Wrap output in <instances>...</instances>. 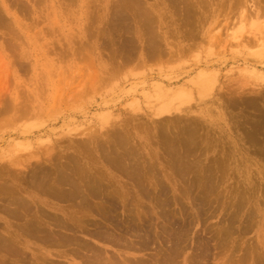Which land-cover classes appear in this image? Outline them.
<instances>
[{"label": "rangeland", "instance_id": "374dc122", "mask_svg": "<svg viewBox=\"0 0 264 264\" xmlns=\"http://www.w3.org/2000/svg\"><path fill=\"white\" fill-rule=\"evenodd\" d=\"M114 1L0 0V235L27 258L38 253L69 264L55 257L61 248L20 231L23 215L37 209L41 223L44 213L63 218L75 210L32 183L43 168L51 179L61 170L82 188L100 185L91 203L123 195L117 218L143 210L138 219L147 218L153 233L164 214H172L177 231L188 221L186 256L176 264L194 254L196 240L204 250L197 264H259L261 257L264 264V0H140L144 9L125 11L112 9ZM120 139L127 144L117 146ZM123 150L124 165L139 174L134 167L130 177L124 161L119 167L109 160ZM75 235L120 261L155 264L158 245L164 248L160 240L134 251ZM8 250H0V264H13Z\"/></svg>", "mask_w": 264, "mask_h": 264}, {"label": "bare ground", "instance_id": "6f19581e", "mask_svg": "<svg viewBox=\"0 0 264 264\" xmlns=\"http://www.w3.org/2000/svg\"><path fill=\"white\" fill-rule=\"evenodd\" d=\"M114 2H116V0L114 1ZM119 2V3H118ZM179 2V1H178ZM14 3H16V2H14ZM19 3V2H18ZM20 4V3H19ZM113 4V5H112ZM111 5H112V7H114V8H112V7H110V9L112 8V9H144L140 4H145V2H143V3H141V1L140 0H120V1H117L116 3H115V6L117 7V8H115V6H114V3H112ZM117 4H119L118 6H117ZM203 6H205V5H203ZM11 7V6H10ZM192 7V6H191ZM149 8V7H148ZM147 9V8H146ZM148 10V9H147ZM1 11V10H0ZM115 11V10H114ZM125 11V10H124ZM180 11V10H179ZM178 11V12H179ZM139 12V11H138ZM122 13V12H121ZM135 13V12H134ZM147 13V12H146ZM151 13V12H150ZM120 14V13H119ZM142 14H145V13H142ZM4 15V14H3ZM138 15V14H137ZM124 16V15H123ZM146 16V15H145ZM189 16V15H188ZM1 17V16H0ZM114 17V16H113ZM118 17V16H117ZM122 17V16H121ZM140 17H141V15H140ZM139 17V18H140ZM2 18V17H1ZM120 18V17H119ZM118 18V19H119ZM124 18V17H123ZM190 18V17H189ZM146 19V18H145ZM149 19V18H148ZM131 20V19H130ZM7 21V20H6ZM125 21V20H124ZM149 21V20H148ZM1 22V21H0ZM150 22H152V21H150ZM186 22V21H185ZM2 23H3V21H2ZM131 23V22H130ZM138 23V22H137ZM6 24V23H5ZM152 24V23H151ZM145 25H146V23H145ZM144 25V26H145ZM1 26V25H0ZM113 26V25H112ZM151 26V25H150ZM151 28H152V26H151ZM141 29V28H140ZM145 29H146V27H145ZM152 29H154V28H152ZM148 31V30H147ZM151 31V30H150ZM153 32V31H152ZM11 33V32H10ZM146 34H147V32H146ZM146 34L144 35V36H146ZM154 34V33H153ZM152 37V36H151ZM155 37V36H154ZM14 38H15V36H14ZM146 38V37H145ZM150 37H148V39H149ZM6 39V38H5ZM134 39V38H133ZM151 39V38H150ZM131 41V40H130ZM134 41V40H133ZM146 42V41H145ZM151 42H153V40L151 41ZM154 42H155V40H154ZM133 43V42H132ZM158 43V42H157ZM146 44V43H145ZM150 44H152V43H150ZM149 44V45H150ZM156 44V43H155ZM127 46V45H126ZM129 46V45H128ZM132 46V45H131ZM136 46V45H135ZM134 46V47H135ZM155 46V45H154ZM153 47V46H152ZM156 47H158V46H156ZM145 49V48H144ZM149 49V48H148ZM153 50V49H152ZM161 51V50H160ZM155 52V51H154ZM163 52V51H162ZM150 53H152V52H150ZM156 53V52H155ZM148 54V53H147ZM16 55V54H15ZM128 55V54H127ZM151 55V54H150ZM133 58V57H132ZM23 65V64H22ZM202 89V88H201ZM232 100V99H231ZM252 104V103H251ZM250 106V105H249ZM246 107H248V106H246ZM255 107V106H254ZM241 108V107H240ZM11 110V109H10ZM175 121V120H174ZM189 122V121H188ZM192 123V122H191ZM183 124H184V122H183ZM179 125V124H178ZM191 125V124H190ZM170 126V125H169ZM195 126V125H194ZM264 126V125H263ZM193 127V125L190 127L189 126V128H192ZM185 128V127H184ZM187 128V127H186ZM195 128H193L192 130H194ZM196 129H197V125H196ZM170 130V129H169ZM189 131V133H190V131H191V129H189L188 130ZM187 131V132H188ZM195 131V130H194ZM170 132V131H169ZM181 132V131H180ZM187 132H186V130H185V133L184 134H187ZM192 132L193 131H191V135L190 136H195V134H193L192 135ZM195 132H197V131H195ZM173 134H174V132H172ZM194 133V132H193ZM200 133V132H199ZM172 134V135H173ZM181 135H183L182 133H181ZM201 135V134H200ZM191 137V139L193 140V138L195 139V137ZM174 137V136H173ZM182 137V136H181ZM180 137V138H181ZM186 137H187V135H186ZM201 137H202V135H201ZM169 138H171L170 136H169ZM179 138V137H178ZM174 138H171L170 139V141L172 142L171 144H173V140ZM188 139V138H187ZM190 139V138H189ZM188 139V140H189ZM180 140V139H179ZM186 140V139H185ZM185 140H181V141H184L185 142ZM196 140V139H195ZM187 141V140H186ZM191 140H189V143L190 144H192V143H194V141L191 143L190 142ZM198 141V140H197ZM167 142H169V141H167ZM174 142H176V141H174ZM125 143H126V139H120L118 142H115V144L117 145V146H119V145H121V146H124L125 145ZM127 144V143H126ZM165 144H168L169 145V143H165ZM170 144V145H171ZM176 144V143H175ZM189 144V146H188V144L186 145V146H188L189 148H191L192 146H194V148L196 147L195 145H198V144H196V141H195V145H190ZM170 145H169V147H168V150H169V148H170ZM114 146V145H113ZM120 146V147H121ZM175 146V145H174ZM173 146V147H174ZM177 146V145H176ZM184 146V145H183ZM191 146V147H190ZM116 148H118V147H116ZM115 148V149H116ZM172 148V147H171ZM186 148V147H185ZM193 148V147H192ZM191 148V149H192ZM192 149V150H196V149ZM129 149V148H128ZM132 149V148H131ZM166 149V148H165ZM175 149H177V148H175ZM182 150H183V148H181ZM168 150H166V151H168ZM192 150H191V152H192ZM213 150V149H212ZM89 151V150H88ZM124 151V153L122 152V154L121 155H114V156H109V160L110 161H114V162H116V163H118L117 165L120 167H122V165H121V163L123 164V166H125L124 165V163H125V159H127V156H126V150H123ZM170 151H172V150H170ZM169 151V152H170ZM186 151V150H185ZM111 152V151H110ZM110 152H108V153H110ZM168 152V153H169ZM174 152H176V151H174V148H173V153ZM190 152V151H189ZM172 153V152H171ZM176 154H177V152H176ZM187 154V153H186ZM171 155V154H170ZM174 155V154H173ZM173 155H171V156H173ZM181 155H182V153H181ZM180 154H179V156H177V157H179L178 158V162L179 163H181L182 162V164H184V159H183V156H181ZM52 156V155H51ZM134 156V155H133ZM168 156V155H167ZM185 156V155H184ZM50 157V156H49ZM189 157V156H188ZM190 157H192V155L190 156ZM202 157V156H201ZM118 158H119V160H118ZM134 158V157H133ZM55 159V158H54ZM136 159V158H135ZM134 159V160H135ZM146 159V158H145ZM176 160H177V158H175ZM193 159V158H192ZM73 160H74V158L72 159V162H73ZM76 160V159H75ZM129 160H130V158H129ZM131 160H132V158H131ZM54 161V160H53ZM71 161V160H70ZM107 161V160H106ZM194 161H195V158H194ZM55 162V161H54ZM127 163V162H126ZM129 163V162H128ZM133 163V162H132ZM132 163L131 164H129V165H131L130 166V168L132 167ZM39 164V163H38ZM65 164V163H64ZM75 164V163H74ZM116 165V164H115ZM134 165V164H133ZM140 165V164H139ZM139 165H137V166H139ZM174 165V164H173ZM185 165V164H184ZM37 166V165H36ZM62 166H65V165H63L62 164ZM127 166V165H126ZM123 167V171L124 172H126L130 177H133L134 176V173H133V171H135L136 170V172L139 174V171L140 170H138V169H140V168H137V167H135V170H134V167H132L133 169V171L131 170V169H129V167ZM181 166H183V165H181ZM59 167V166H58ZM58 167H56V168H58ZM184 167V166H183ZM47 168V167H46ZM68 168V167H67ZM78 168V167H77ZM198 168V167H197ZM75 170H77L76 168H74ZM79 169H81V168H79ZM77 170L76 172H77V174L79 173L78 171H80V170ZM184 169H185V167H184ZM188 169V168H187ZM195 169V168H194ZM31 170V169H30ZM48 170V171H47ZM155 170V169H154ZM173 170V169H172ZM212 170V169H211ZM53 171V170H52ZM61 170H57V172H59L58 174H57V176H55V177H52L53 179H51V175H49L50 173V169H41L40 171H36L34 174H33V180H32V183H33V181H34V183H36L37 182V184L43 189V190H45L46 192H49L50 193V195H52L53 197H56V198H58L59 200H62V201H66V202H68L69 204H70V206L73 208V209H75V210H69L70 211V213H69V215H67V216H65V217H63V218H59L58 216H56V215H48V213H44L43 214V217L46 219V220H44V222L43 223H41V219H39L40 217H38V215H37V212H38V209L36 210V211H34V213L33 214H31V216L29 215V216H24L23 215V217H27L26 219L25 218H23L22 216H20V214H19V218L18 219H20L21 217V219H23L24 220V222H22L21 224H20V231L22 230V231H24L25 233H27V234H29L31 237H35V238H37L38 240H40V241H42L45 245H47V246H49V247H52V248H54V247H58V248H61V250H59L58 252H57V254H54V253H51L50 255L51 256H54L55 255V257L56 258H62V259H64V260H66V261H69V264H73L74 263V260H76V259H78L79 261H78V264H153V263H151V262H149V261H151V260H147V261H144V259H142V260H137L136 259V257H135V259L136 260H130L129 261V258L127 257H125L126 259H123L122 261H120V259H119V256H120V254H117L116 252H114V251H110V250H108V249H106V248H103V247H96V246H94V245H92V244H89L88 242H85V241H82L81 239H79L76 235H75V233L76 232H83V233H85V234H87V235H89L90 237H92L93 239H95L96 241H98V242H105V243H108V244H110V245H112V246H120V247H124L125 249H131V250H134L135 251V248L136 249H138V250H143V249H147V248H149V246L151 245V243H153L155 240H156V242H157V240H160V243H162L163 245H161V246H164V248L163 247H161L160 248V245H158V243H157V245L159 246V249L157 248V250H159V252H157V250L156 249H154L155 250V252H157V254L156 253H152V256L154 255V257H155V254L157 255V257H156V259L154 260L155 261V264H176L175 263V260L184 252V248H183V245H182V243H183V240H184V238L188 235V230H189V226H190V224H189V222L188 221H186V224L183 226V227H180L181 226V224H180V230H176V222H174V221H172L173 219H171L169 216L170 215H172V214H169V216L167 215V214H164L165 215V217H163V225H161V227H160V233H158V234H156V233H153L152 231H153V228L152 229H150V225L152 224H150V221L149 220H143L142 218L139 220L138 218H139V215L140 214H142L144 211L143 210H141L142 211V213L140 212H137V214H138V218H137V216H136V212L134 213L133 212V214H135L134 216H129V217H126V218H123V219H119V218H117V214L119 213V212H117V204H119V203H117L118 202V200H119V198L120 197H122L123 195H119L120 197L119 198H116V199H118L117 201L114 199V198H112V197H110V198H107V197H105L106 196V193L104 194V191H105V187H104V191H103V194L105 195V196H103V194H102V197H105L106 199H105V201H101V202H95V203H91V200H92V198H91V195L93 196V197H98L99 195H100V185L97 187V188H95L96 187V184L97 183H95L94 185H95V187L93 186V184L91 183V185H90V183H88L87 184V180H86V184L87 185H84V186H86L85 188H82L81 187V185L79 184V182L78 183H76L73 179H72V176L71 175H67L65 172H64V174L62 173V172H60ZM71 172H72V170H70ZM143 171H144V167H143ZM181 171V170H180ZM206 171H208V170H206ZM75 172V171H74ZM123 172V173H124ZM186 172H188V170L186 171ZM193 172V171H192ZM213 172V171H212ZM52 173V172H51ZM62 173V174H61ZM122 173V172H121ZM142 173V172H141ZM148 173V172H147ZM174 173V172H173ZM56 174V173H55ZM59 174H60V176H59ZM76 174V173H75ZM136 174V173H135ZM187 174V173H186ZM83 175V174H82ZM101 175V174H100ZM141 175H143V174H141ZM140 175V176H141ZM149 175V174H148ZM158 175V174H157ZM211 175V174H210ZM53 176V175H52ZM70 176H71V178H70ZM79 176H81V173H79L78 174V177ZM89 176L90 175H88V180L89 179H92V178H89ZM144 176V175H143ZM200 176V175H199ZM198 176V177H199ZM24 177V176H23ZM74 177V176H73ZM85 177L86 176H84V180H85ZM92 177V176H91ZM93 177H94V175H93ZM81 178H82V176H81ZM95 178V177H94ZM93 178V179H94ZM197 178V177H196ZM83 179V178H82ZM93 179L90 181L89 180V182H93ZM98 178H96V181L98 182L99 181V179L97 180ZM161 179V178H160ZM198 179V178H197ZM196 179V180H197ZM200 179V178H199ZM205 179V178H204ZM219 179V178H218ZM235 179V178H234ZM71 180H73V181H71ZM84 180H82V181H84ZM222 180V179H221ZM101 181V180H100ZM194 181H195V179H194ZM219 181H220V179H219ZM5 182V181H4ZM4 182H2V183H4ZM199 182V181H198ZM211 182V181H210ZM209 182V183H210ZM217 182H218V180H217ZM9 183H11V182H9ZM137 182H135V184H136ZM140 183V182H139ZM200 183H202V182H200ZM212 183V182H211ZM210 183V184H211ZM12 185H13V183H11ZM83 184H84V182H83ZM98 184H99V182H98ZM186 184V183H185ZM191 184V183H190ZM194 184V183H193ZM249 184V183H248ZM247 184V185H248ZM107 185V184H106ZM138 185V184H137ZM155 185V184H154ZM159 185V184H158ZM196 185V184H195ZM198 185V184H197ZM213 185V184H212ZM8 186H10V185H8ZM105 186V185H104ZM148 186V185H147ZM152 186V185H151ZM216 186V185H215ZM214 186V187H215ZM12 187V186H11ZM159 187V186H158ZM158 187H157V189H158ZM204 187H205V185L203 186V189H204ZM217 187V186H216ZM3 188H5V187H3ZM2 188V189H3ZM108 187H106V189H107ZM137 188V187H136ZM139 188V187H138ZM141 188V187H140ZM150 188V187H149ZM148 188V189H149ZM161 188V187H160ZM159 188V189H160ZM191 188V187H190ZM248 188V187H247ZM250 188V187H249ZM6 189V191L8 192L9 190H7V188H5ZM103 189V188H102ZM142 189H144L143 187H142ZM163 190L165 189V188H162ZM196 189V188H195ZM200 189H201V187H200ZM258 189V188H257ZM11 190V189H10ZM108 190V189H107ZM140 190V189H139ZM139 190H137L138 192H140ZM163 190H161V191H163ZM166 190H168V189H166ZM194 190V189H193ZM248 190V189H247ZM261 190V189H260ZM99 191V192H98ZM143 191V190H142ZM205 191V190H204ZM0 192H2V191H0ZM110 192H112L111 190H110ZM157 192V191H156ZM164 192V191H163ZM166 192V191H165ZM164 192V193H165ZM3 193V192H2ZM48 193V194H49ZM99 193V194H98ZM164 193H162L163 195H164V197H166L165 196V194ZM200 193V192H199ZM252 193V192H251ZM47 194V193H46ZM110 194V193H109ZM128 194V193H127ZM142 194V193H141ZM145 194V193H144ZM153 194V193H152ZM160 194V193H159ZM159 194H157V195H159ZM161 194V195H162ZM199 195V194H198ZM248 195H250L249 193H248ZM18 196H19V193H18ZM127 196V195H126ZM101 197V198H102ZM141 197V196H140ZM160 197H162V196H160ZM239 197H240V195H239ZM100 198V197H99ZM125 198V197H124ZM126 199H128V197L126 198ZM156 199V198H155ZM163 199V198H162ZM161 199V200H162ZM116 202H115V201ZM122 199H120V201H121ZM165 199H163L162 201H164ZM205 200V199H204ZM10 201H11V199H10ZM14 201V200H13ZM17 201H18V203H19V205H21L23 208L25 207V206H27L26 204L24 205L23 203H25L24 201H23V203H22V199H21V197L19 196V198H17ZM122 201H124L125 202V200H122ZM127 201V200H126ZM128 201H130L129 199H128ZM168 201V200H167ZM207 201H208V199H207ZM218 201V200H217ZM256 201V200H255ZM28 202V201H27ZM124 202L122 203V205L124 204ZM158 202V201H157ZM206 202V201H205ZM17 203V204H18ZM117 203V204H116ZM137 203V202H136ZM160 204H162V202H159ZM253 203V202H252ZM256 203H258V202H256ZM10 204V203H9ZM11 204H13L12 202H11ZM17 204H16V202H15V204H14V206L16 205L17 206ZM129 204V203H128ZM130 204H131V201H130ZM138 204V203H137ZM157 204V203H156ZM167 204V203H166ZM171 204V203H170ZM204 203H203V201H202V205H203ZM120 205V204H119ZM118 205V206H119ZM125 205V204H124ZM159 205V204H158ZM201 205V206H202ZM28 206H29V203H28ZM69 206V207H70ZM161 206V209H162V205H160ZM168 206H171V205H168ZM168 206H166V207H168ZM198 206V205H197ZM204 206H206L205 204L203 205V207ZM18 207V206H17ZM70 207V208H71ZM124 207V209H125V206H123ZM202 207V208H203ZM211 207V206H210ZM28 208V207H27ZM165 208V207H164ZM7 209V208H6ZM10 209V208H9ZM9 209H8V211H9ZM31 209L32 208H30V210H29V208H28V211L27 210H25V213L24 214H26V215H28L30 212H31ZM42 209V208H41ZM166 209V208H165ZM167 209H169V208H167ZM166 209V210H167ZM13 210H15V209H13ZM33 210V209H32ZM130 209H128V211H129ZM164 210V209H163ZM162 210V211H163ZM170 210H172V209H170ZM207 210V209H206ZM7 211V210H6ZM7 211V212H8ZM12 211V209L10 210V212ZM125 211V210H124ZM5 212V211H4ZM20 212V211H19ZM29 212V213H28ZM131 212V211H130ZM172 212H174L173 210H172ZM253 212V211H252ZM9 213V212H8ZM13 213V212H12ZM95 214V215H100L101 217H104V219H105V222H103V221H95L93 218H91V219H93V221L91 220V219H88L89 217L88 216H90V215H93V214ZM128 212H126V214H127ZM132 213V212H131ZM168 213H170V211L168 212ZM204 213V212H203ZM211 213V212H210ZM250 213H251V211H250ZM123 214V213H122ZM133 214H131V215H133ZM147 214V213H146ZM205 214V213H204ZM249 214V213H248ZM247 214V215H248ZM254 214V213H253ZM261 214V213H260ZM40 215V214H39ZM127 215H129V214H127ZM198 215V214H197ZM201 215V214H200ZM13 216H15V217H17V215L15 214V213H13ZM136 216V218H134ZM147 216V215H146ZM141 217V216H140ZM149 217V216H148ZM173 217V216H172ZM250 215H249V218L248 219H250ZM262 217V216H261ZM12 218H14V217H12ZM170 218V219H169ZM174 218V217H173ZM207 218V217H206ZM252 218V217H251ZM263 218V217H262ZM99 219H100V217H99ZM152 219V218H151ZM177 219V218H176ZM183 219V218H182ZM235 219V218H234ZM248 219H246V221L248 220ZM98 220V219H97ZM103 220V219H102ZM20 221V220H19ZM230 221V220H229ZM249 221V220H248ZM262 221V220H261ZM222 222H223V220H222ZM230 222H232V221H230ZM233 223V222H232ZM46 224H48L47 226H46ZM228 224H229V222H228ZM233 224H235V223H233ZM221 225V224H220ZM250 225V224H249ZM219 226V225H218ZM17 227V226H16ZM18 227V228H19ZM158 227H159V225H158ZM210 227V226H209ZM227 227V226H226ZM225 227V228H226ZM243 227V226H242ZM249 227V226H248ZM247 227V228H248ZM220 228V227H219ZM244 228V227H243ZM222 229H224V227H222ZM217 230H221V228L220 229H217ZM217 230H215V231H217ZM219 231H217V232H219ZM222 231V230H221ZM220 231V233L222 234V232ZM245 231H248V230H245ZM250 231V230H249ZM19 232V231H18ZM216 232V233H217ZM240 232H242V231H240ZM244 233V232H243ZM12 234V233H11ZM224 234V233H223ZM26 235V234H25ZM218 235V234H217ZM243 235V234H242ZM132 237V238H135V240H129L128 239V237ZM224 236V235H223ZM29 237V236H28ZM219 237H221V236H219ZM224 237H226V235L224 236ZM243 237V236H242ZM241 237V238H242ZM201 239V238H200ZM186 240H187V238H186ZM202 240V239H201ZM41 242V243H42ZM155 242V243H156ZM220 242V241H219ZM247 242V241H246ZM42 243V244H43ZM169 245H168V244ZM226 242H224V244H225ZM11 244V245H10ZM15 244V240H13L12 238H9V237H4V236H2V235H0V250H2V252H5V248L7 249H10V250H8V251H10L11 253L13 252L14 253V255L13 254H11L13 257H14V262H13V264L15 263V264H61V263H58V262H60V261H54V259H50L49 257H47L46 255H42V256H40L38 253L37 254H35L34 255V257L32 258V257H29V258H27V255L26 256H24L22 253L23 252H21V251H19V250H17L18 248L16 247V245H14ZM167 244V245H166ZM202 243L201 242H199L198 240H196V248H195V252H194V254L193 255H191V256H188V257H186V262H188V264H197L198 263V261L201 259V254H202V252L204 251L200 246H202L201 245ZM247 244H248V242H247ZM154 245H156V244H154ZM157 245H156V247H157ZM216 246V245H215ZM4 247V249H2ZM155 247V248H156ZM123 248V249H124ZM234 248V247H233ZM205 249V248H204ZM207 250V249H206ZM38 251H40V250H38ZM258 251V250H257ZM42 253V252H41ZM222 253V252H221ZM234 253V252H233ZM255 252H253V254H254ZM6 254H7V252H6ZM25 254V253H24ZM54 254V255H53ZM184 255H185V253H183ZM208 254V253H207ZM10 255V256H11ZM223 255V254H222ZM149 256H150V254H149ZM186 256V255H185ZM217 256V255H216ZM221 256V255H220ZM258 256V253H256V255H255V257H257ZM260 256V255H259ZM257 257L258 259L261 257ZM233 258L235 257V255L234 256H232ZM232 257H231V259H232ZM140 259V258H139ZM151 259H154L153 257L151 258ZM179 259V258H178ZM228 260H229V258H228ZM227 260V261H228ZM262 257H261V259H260V261L258 262L259 264H261V263H263L262 261ZM263 260H264V258H263ZM233 261V260H232ZM236 262L238 261V260H235ZM7 262H9V261H7ZM176 262H177V260H176ZM184 261L182 260V263H183ZM186 262H184L183 264H185ZM235 262V263H236ZM240 262V261H239ZM261 262V263H260ZM12 263V262H11ZM238 263V262H237ZM242 262H240V264H241ZM6 264V263H5ZM10 264V263H9ZM62 264H64V262L62 263ZM226 264V263H225ZM229 264V263H228ZM249 264V263H248Z\"/></svg>", "mask_w": 264, "mask_h": 264}]
</instances>
